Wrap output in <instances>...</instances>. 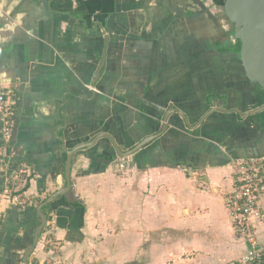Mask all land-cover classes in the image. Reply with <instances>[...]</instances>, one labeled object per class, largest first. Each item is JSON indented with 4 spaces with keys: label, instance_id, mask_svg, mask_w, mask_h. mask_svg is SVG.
<instances>
[{
    "label": "crops",
    "instance_id": "1",
    "mask_svg": "<svg viewBox=\"0 0 264 264\" xmlns=\"http://www.w3.org/2000/svg\"><path fill=\"white\" fill-rule=\"evenodd\" d=\"M218 2L0 0V124L5 110L13 122L9 142L0 135V264H24L38 207L66 186L70 151L72 190L43 208L29 264L241 255L224 196L232 160L264 154L263 138L260 115L233 113L254 106ZM173 109L191 127L206 118L193 130ZM167 114L161 137L119 156L114 146L132 150ZM21 168L26 189L12 181Z\"/></svg>",
    "mask_w": 264,
    "mask_h": 264
},
{
    "label": "water",
    "instance_id": "2",
    "mask_svg": "<svg viewBox=\"0 0 264 264\" xmlns=\"http://www.w3.org/2000/svg\"><path fill=\"white\" fill-rule=\"evenodd\" d=\"M219 5L221 7V10L229 20L230 24L232 25L234 38L241 44L238 57L241 62L245 79L249 84L255 85V87L259 89V93L264 94V0H219ZM263 111L264 106L247 112L246 114H243L238 110H233V113L238 115L241 119H245L247 116L254 115ZM172 112L179 113L183 121L185 122V125L188 126L187 128L191 127L188 118L184 113L179 112L177 109H173ZM168 117L169 114H167L164 118L165 123L161 132L145 138L132 150L126 153H122L117 146H114L119 156L125 157L134 155L142 148H144L147 144L161 137L168 128ZM205 118L206 116H203L201 120L191 128L193 130L197 129L199 124H201L205 120ZM91 145L93 144H90V146ZM83 147L84 146H81L78 149ZM73 154L74 151H70L67 155V162L65 167V188L50 196L37 209V213L41 218V222L36 229L33 245L29 248L24 256V264H29L28 258L35 250L40 240V236L47 224V216L44 214L43 208L53 203L59 196H62L65 193H69L72 190L70 168ZM261 156H264V154L260 156H250L242 158H254Z\"/></svg>",
    "mask_w": 264,
    "mask_h": 264
},
{
    "label": "built area",
    "instance_id": "3",
    "mask_svg": "<svg viewBox=\"0 0 264 264\" xmlns=\"http://www.w3.org/2000/svg\"><path fill=\"white\" fill-rule=\"evenodd\" d=\"M7 101L0 95V104ZM1 119L0 135L6 144L13 130L12 112L5 110ZM233 189L226 197L227 210L234 231L244 245L241 255L224 264H264V156L239 158L231 162ZM27 170L21 168L13 177V184L26 182L21 179ZM25 209V205H21Z\"/></svg>",
    "mask_w": 264,
    "mask_h": 264
},
{
    "label": "flooded vegetation",
    "instance_id": "4",
    "mask_svg": "<svg viewBox=\"0 0 264 264\" xmlns=\"http://www.w3.org/2000/svg\"><path fill=\"white\" fill-rule=\"evenodd\" d=\"M215 2H217V0H215ZM249 90H250L249 91V95H251L252 97H248V98L250 99L251 103L254 106V108L252 110L264 106V94L259 93V89L257 87H255V85H250ZM260 114L264 115V111L260 112V113H256L254 115H251L250 117H255L257 115L259 116ZM259 117H261V116H259ZM258 125H259V129L261 130L260 131L261 132V136L263 138L262 147H259V149L261 151H263L264 150V117L258 122Z\"/></svg>",
    "mask_w": 264,
    "mask_h": 264
},
{
    "label": "rangeland",
    "instance_id": "5",
    "mask_svg": "<svg viewBox=\"0 0 264 264\" xmlns=\"http://www.w3.org/2000/svg\"><path fill=\"white\" fill-rule=\"evenodd\" d=\"M211 4H212V6H213V3L215 4V0H212L213 1V3H212V1L211 0H208ZM260 118L259 119H257V121H260L263 117H264V115H261L260 114ZM251 118H253L254 119V117H251ZM253 119H251L252 121H253ZM255 122V121H254ZM260 130V129H259ZM259 130H257L256 132H258ZM254 142H255V140H254ZM263 153H261V154H259L258 156H260V155H262ZM125 170H126V167L124 168ZM232 191V190H231ZM230 191V192H231ZM230 192H228V193H230ZM227 193V194H228ZM227 194L224 196V201H225V206H226V208H227V205H226V197H228L227 196ZM228 217H229V220H230V222H231V224H232V220H231V218H230V216H229V212H228ZM232 227H233V225H232ZM233 229H234V227H233ZM175 238V237H174ZM176 244H173V251H174V253L176 254V253H179L178 252V250H179V247L178 246H175ZM193 255H195V253H193ZM192 255V253H190V256H193ZM171 259H173L172 260V262H170V263H175V264H182V258H181V256L180 257H172ZM144 261H146V260H144ZM148 261V260H147ZM233 261V260H232ZM228 262H231V261H228ZM224 263H226V262H224ZM224 263H222V264H224ZM193 264H196L195 262L193 263Z\"/></svg>",
    "mask_w": 264,
    "mask_h": 264
},
{
    "label": "trees",
    "instance_id": "6",
    "mask_svg": "<svg viewBox=\"0 0 264 264\" xmlns=\"http://www.w3.org/2000/svg\"><path fill=\"white\" fill-rule=\"evenodd\" d=\"M219 3V2H218ZM240 48H241V44H240V42L238 41V51H240ZM263 142V141H262ZM27 186H28V182H27V184H26V186H25V188L24 189H26L27 188Z\"/></svg>",
    "mask_w": 264,
    "mask_h": 264
}]
</instances>
